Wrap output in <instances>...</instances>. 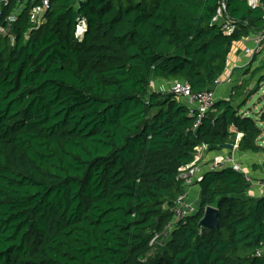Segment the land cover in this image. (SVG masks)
I'll return each instance as SVG.
<instances>
[{
	"label": "trees",
	"instance_id": "trees-1",
	"mask_svg": "<svg viewBox=\"0 0 264 264\" xmlns=\"http://www.w3.org/2000/svg\"><path fill=\"white\" fill-rule=\"evenodd\" d=\"M219 1L49 0L37 23V0L10 25L15 0L1 8L0 264H264V195L230 165L203 169L195 211L172 221L199 147L264 153V110H242L264 63L196 129L151 88L214 89L232 44L263 29L264 0H227L229 35L212 23ZM207 206L218 228L199 225Z\"/></svg>",
	"mask_w": 264,
	"mask_h": 264
},
{
	"label": "built area",
	"instance_id": "built-area-1",
	"mask_svg": "<svg viewBox=\"0 0 264 264\" xmlns=\"http://www.w3.org/2000/svg\"><path fill=\"white\" fill-rule=\"evenodd\" d=\"M29 1L35 2L37 0H15V5L13 11L7 16L6 20L9 24L13 22L17 15L22 12L26 3ZM248 4L255 8L262 5V0H247ZM11 0H0V12L1 8L4 6H9ZM49 8V0H38L37 3L32 4L29 12L30 18L39 23L42 16L46 13ZM264 19V15H263ZM212 23L220 25L221 30L226 34H231L235 28L234 20L227 14V0H220L215 14L212 18ZM85 28L84 20H79L76 28V35L82 34ZM3 31V29H0ZM264 41V27L263 29L254 35L253 46L244 49V54L252 57L259 52L261 43ZM220 80H216L214 85H217ZM215 87V86H214ZM158 90L160 91H171L177 97L179 101L183 102L188 106L189 114L195 117V122L193 124V129H196L200 124L203 116L207 113L209 109L213 106L216 98L214 96V89L203 90L199 92H193L186 82L176 80L170 86L161 85ZM204 148L201 146L197 149V153L194 155V159L185 167L180 168L179 178L183 180V185L187 188L191 187L196 181L202 178L203 165L201 162V155H199V149ZM230 165L235 170L244 172L242 167L229 155H220L213 159L212 163L208 164V169H214L219 166ZM245 174V172H244ZM246 175V174H245ZM247 179L253 182L248 175ZM259 186L264 189V178L260 181ZM195 211L194 203L188 199V196L183 194L180 195L176 201V206L174 208V217L172 221L178 220L180 216L187 215ZM172 223V222H171ZM259 254V251H256Z\"/></svg>",
	"mask_w": 264,
	"mask_h": 264
},
{
	"label": "crops",
	"instance_id": "crops-1",
	"mask_svg": "<svg viewBox=\"0 0 264 264\" xmlns=\"http://www.w3.org/2000/svg\"><path fill=\"white\" fill-rule=\"evenodd\" d=\"M228 12V11H227ZM254 35H249L236 41L232 44L227 57V65L223 74L217 79L220 82L214 87V96L216 100L228 99L232 93V87L242 82V80H249V84L246 87V91L253 88L258 75L253 76L252 71L264 62V57L261 56L262 46L258 53L249 57L244 54V49L253 46ZM255 57V58H254ZM153 89H158L161 85L166 83L160 79L153 80L151 82ZM252 98V97H251ZM250 98V100H251ZM248 100V101H250ZM247 101V103H248ZM183 102V100H181ZM184 103V102H183ZM242 110L249 115L257 114L253 113L252 109L246 104L242 107ZM251 113V114H250ZM260 126V124H259ZM261 127V126H260ZM239 137V136H238ZM260 145L264 146V132L260 136ZM199 155H201V162L203 169L207 168V165L212 163L213 159L220 155H229L242 167L248 177L253 181L248 190V193L253 197H259L264 195V189L259 186L260 181L264 178V153L257 152H238L233 149H222L217 151H205L204 148L199 149ZM188 199L196 203L198 196V186L193 185L187 190Z\"/></svg>",
	"mask_w": 264,
	"mask_h": 264
},
{
	"label": "rangeland",
	"instance_id": "rangeland-1",
	"mask_svg": "<svg viewBox=\"0 0 264 264\" xmlns=\"http://www.w3.org/2000/svg\"><path fill=\"white\" fill-rule=\"evenodd\" d=\"M262 50H261V56L264 57V41L261 43ZM264 59V58H263ZM264 63V62H262ZM264 73V70L263 72ZM151 88H153V85H151ZM251 100L248 101L247 105L252 109L253 113H259L260 111L264 110V80L261 82V85L258 89V91L251 96ZM251 114V113H250ZM252 115V114H251ZM261 128L264 132V122L260 123Z\"/></svg>",
	"mask_w": 264,
	"mask_h": 264
},
{
	"label": "water",
	"instance_id": "water-1",
	"mask_svg": "<svg viewBox=\"0 0 264 264\" xmlns=\"http://www.w3.org/2000/svg\"><path fill=\"white\" fill-rule=\"evenodd\" d=\"M221 148L232 149V145L223 144L220 146ZM199 225L208 229L218 228V210L213 206H207L204 209L203 215L199 220Z\"/></svg>",
	"mask_w": 264,
	"mask_h": 264
}]
</instances>
